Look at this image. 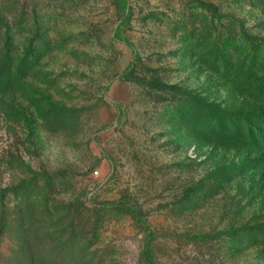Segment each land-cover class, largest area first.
Returning a JSON list of instances; mask_svg holds the SVG:
<instances>
[{
  "label": "rangeland",
  "instance_id": "1",
  "mask_svg": "<svg viewBox=\"0 0 264 264\" xmlns=\"http://www.w3.org/2000/svg\"><path fill=\"white\" fill-rule=\"evenodd\" d=\"M120 200L264 264V0H0V264H140Z\"/></svg>",
  "mask_w": 264,
  "mask_h": 264
},
{
  "label": "trees",
  "instance_id": "2",
  "mask_svg": "<svg viewBox=\"0 0 264 264\" xmlns=\"http://www.w3.org/2000/svg\"><path fill=\"white\" fill-rule=\"evenodd\" d=\"M5 62L11 67L14 62L12 58L6 56ZM110 206H121L131 213L132 218L144 234L143 248L140 253V264H154L152 255V245L154 240V234L149 226L144 222L143 218L139 214L138 210L126 200H120L117 203H106Z\"/></svg>",
  "mask_w": 264,
  "mask_h": 264
},
{
  "label": "built area",
  "instance_id": "3",
  "mask_svg": "<svg viewBox=\"0 0 264 264\" xmlns=\"http://www.w3.org/2000/svg\"><path fill=\"white\" fill-rule=\"evenodd\" d=\"M95 173H96V171H95Z\"/></svg>",
  "mask_w": 264,
  "mask_h": 264
}]
</instances>
